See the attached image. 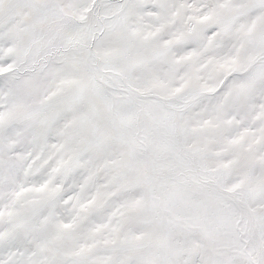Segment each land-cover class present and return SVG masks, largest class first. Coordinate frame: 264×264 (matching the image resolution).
<instances>
[{"label":"snow or ice","instance_id":"obj_1","mask_svg":"<svg viewBox=\"0 0 264 264\" xmlns=\"http://www.w3.org/2000/svg\"><path fill=\"white\" fill-rule=\"evenodd\" d=\"M0 264H264V0H0Z\"/></svg>","mask_w":264,"mask_h":264}]
</instances>
